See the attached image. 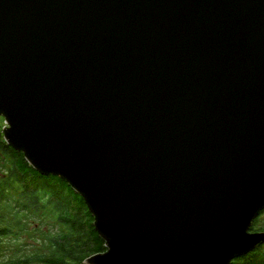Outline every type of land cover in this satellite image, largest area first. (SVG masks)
I'll return each instance as SVG.
<instances>
[{"label": "water", "instance_id": "water-1", "mask_svg": "<svg viewBox=\"0 0 264 264\" xmlns=\"http://www.w3.org/2000/svg\"><path fill=\"white\" fill-rule=\"evenodd\" d=\"M6 143L84 200L85 264H233L264 245V0H0Z\"/></svg>", "mask_w": 264, "mask_h": 264}, {"label": "trees", "instance_id": "trees-1", "mask_svg": "<svg viewBox=\"0 0 264 264\" xmlns=\"http://www.w3.org/2000/svg\"><path fill=\"white\" fill-rule=\"evenodd\" d=\"M259 218L253 233L261 232ZM94 223L85 200L67 182L39 174L0 130V258L23 250L28 239L39 240L44 251L1 264H85L107 251ZM233 264H264V245Z\"/></svg>", "mask_w": 264, "mask_h": 264}, {"label": "rangeland", "instance_id": "rangeland-1", "mask_svg": "<svg viewBox=\"0 0 264 264\" xmlns=\"http://www.w3.org/2000/svg\"><path fill=\"white\" fill-rule=\"evenodd\" d=\"M6 126L7 124H6L5 119H2L0 121V130L2 131V133H4V129L6 128ZM257 229H260L261 232H264V214L261 215V217L259 218V221L257 223ZM25 242L27 243V247H22L23 250L17 251L16 249H13L10 252L5 251L0 258V264L10 261L12 257H14L15 255H18V257H24L26 255L44 252V251H39V248L41 247V245L39 244V240L28 239Z\"/></svg>", "mask_w": 264, "mask_h": 264}]
</instances>
